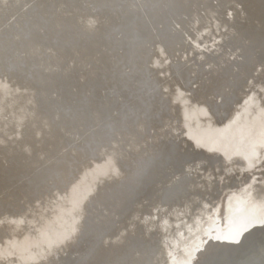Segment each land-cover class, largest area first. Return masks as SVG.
Listing matches in <instances>:
<instances>
[{"label":"bare ground","instance_id":"obj_1","mask_svg":"<svg viewBox=\"0 0 264 264\" xmlns=\"http://www.w3.org/2000/svg\"><path fill=\"white\" fill-rule=\"evenodd\" d=\"M185 1L7 0L11 6L16 5L20 8L17 10L19 20L25 15V10L28 7L31 8V4L33 11L29 13L31 14L29 17L34 15L38 17L37 20L31 17L32 22H28L29 29L28 26L24 25L26 28L24 29L31 30V33L26 32L23 48H29L31 39L34 40V36L41 33L32 32L37 21L44 23L45 32L48 30L53 36L57 35L56 41H58L59 46L77 43L79 45L80 41L88 39L90 41L88 42L89 52H93L94 57L103 54L106 59L110 60L108 55L111 59L113 57L109 49L115 43H119L124 50L126 49L125 57L127 55L133 64V62L140 60L141 54H146L144 50L146 39L157 44H165L175 39L174 37L168 38L166 35L163 36L164 38L162 35H153L152 30L155 32L154 27L159 24L171 27L177 17V25L184 26V32L187 36L191 33H197V43L199 40L200 43L206 41L211 47H214L215 55L206 58L205 64H194L196 66L194 68L178 64L174 69H171L172 72L169 71L176 74L175 94H183L196 84L194 81L192 84L189 83L190 75L193 74L194 70H197L198 75L192 76V79L197 78L208 83L207 86H202V89L195 92L194 111L200 109L197 112L206 117L211 113L205 112V108L210 110L209 106L212 105V110L218 117H214L212 123L208 122L206 129L197 135L189 133L185 127L187 139L184 140H189V143L192 142L195 146L198 145L197 147L200 149L196 148V150L198 153L203 150V155L206 154L204 158L202 160L193 159L187 167L188 170L180 171L170 180H166L165 183L161 182L162 178L158 177L156 182L160 187L157 192L154 194L156 186L153 190H149L153 195L148 196V192L147 194L144 193L146 196L144 195L142 200L138 201L137 199L130 207H126L128 202L124 199L130 197L133 191L139 193L140 189L128 187L127 190L125 186L120 187V183L114 185L110 193L101 198V202H115L119 198V203L114 207L115 210H112L111 205L93 207L91 209L94 210L92 220L95 222L89 224L87 219L83 236L77 238L78 234L73 235L75 240L69 243L67 250L61 249L67 255L61 264H150V261L151 264H264V242L257 244L250 231L252 224L257 219L254 212L261 214L264 210V43H262L263 40L253 35L256 32L261 33L264 38V0H187L188 3L181 6V11L178 13L177 10L174 11L171 4L178 6L177 4ZM135 2L137 3L135 9L129 7ZM151 6H155L162 13L151 16ZM146 9L147 11H145ZM198 10L200 13L196 15ZM173 13H177L178 16L173 18L175 15ZM18 19L16 22H19ZM134 24L137 27L136 30H134ZM112 29V36H106ZM160 36L161 38H159ZM247 37L253 39L249 44ZM205 44H201V47ZM171 45L172 42L165 47ZM53 47H48L46 52L52 50ZM206 47L207 45L200 49V55L207 53ZM142 62H145L143 64L150 63L149 59ZM207 65L209 66L207 67ZM31 70L34 72V69ZM6 77L7 75L3 74L0 77V83H6ZM182 81L185 87L181 88L179 83ZM158 84L160 83L158 82ZM228 87L233 92L226 96L224 90ZM198 88H201V84ZM188 92L190 93V91ZM48 93H54L53 100L44 104L41 103V100L37 101L41 95ZM82 93L84 94V91ZM224 94L226 98L223 96ZM158 95H162V93H158ZM220 100L223 102L217 108ZM31 101L33 104L36 102L38 108L42 105L41 109L47 106L45 109L48 111L46 113L42 111L32 113L34 110H26L24 113L15 112V114L22 117L26 116L27 113H32L28 117L31 118V123L38 124L42 129L45 126L46 131L50 133V138L47 141L54 137V148L59 151L62 150V152L66 147V141L63 140V135L66 134L65 130L71 131L77 128L78 131L85 132V125L82 126V124L85 123L93 129L94 121L95 123L99 122H96L95 109L89 102L71 95L64 85L58 86L54 91L46 88L42 94L34 95ZM63 101H70L71 105L66 107L67 110L59 104ZM198 103L200 105L196 106ZM184 112L185 110L181 109L180 114L182 113L185 119ZM129 117L126 118L125 124H130L134 120L132 125L119 126L117 127L119 130H114L113 133L107 134L104 133L105 131L101 133L102 141L100 143L106 142L104 143L106 145L108 144L106 137L112 139L119 135L117 141H113V144L110 142L111 148L102 146L101 152L109 151L112 157H120L124 153L121 150L125 146L124 142L122 143L123 135L121 133H126L127 127H131L132 130L133 125L138 120L132 113ZM97 118H100V114ZM89 119L91 123L88 122ZM199 120L200 118L192 121L193 125L198 124ZM111 124L115 126L113 120L110 126ZM15 125L14 123L10 127L14 128ZM96 128H101V125ZM23 129L24 125L20 130ZM73 133V138H80V134L77 136L75 132ZM146 133L144 139L147 143L144 144L150 145L149 149L152 150L149 156L154 154L153 151L157 152L161 145L170 141L171 138L176 137L181 140L180 132L176 129L169 134L157 132V137L153 141L146 137ZM125 137L133 143V137ZM10 138V141L14 139L16 143L19 142L18 144L23 142V139L26 140L22 133L17 136L16 132L14 135L10 134ZM159 139L165 142L162 143ZM171 147V144L165 146L163 150L165 152L159 157L160 165H166V162L171 161L172 157H174V162L175 160L178 163L181 161L179 156L181 150L178 152L173 150V154L167 156ZM205 150L208 152L205 153ZM207 154L209 155L207 156ZM70 155L74 158L77 157L75 153H70ZM82 156L87 160L85 166L79 172L78 181L65 188L66 191L55 192V185L49 184L40 192L41 195H38V198L33 199V194H30L28 203L26 202L27 205H31L28 208L29 212L25 213V206L23 205L26 203L23 201L21 204L23 207L20 211L14 215L7 214L3 217L4 219H0V260H10L12 261L11 264H37L40 257L39 247L47 248L46 253L49 254L50 247L56 243L54 238L58 237L61 240L66 235L76 232V227L80 221L78 214L81 213L83 197L91 192L93 186L95 187L96 183L100 182L101 177L107 176L106 171L109 170L107 163L91 160L94 154L92 156L82 154ZM58 157L55 158L54 155L49 156L46 153L44 157L42 156L43 161L39 164H45L48 167L54 166ZM148 157L147 154L145 157L143 156L144 159ZM70 162L62 161L64 166L61 165L63 166L61 169L65 168L66 170L62 187L69 185V182L72 181L70 179L71 172L67 171L68 168L72 169ZM9 166L11 168L10 163ZM56 166L59 167L57 164ZM254 166L259 170L256 179L248 173V170ZM112 170V175L121 173L119 172L121 170L119 164L116 165L115 163ZM26 172L8 175L7 171L5 172L3 168H0V190L4 189L5 186L8 187V184L10 185L7 181L19 185L20 177L24 178ZM245 175L249 185L247 192L234 195L231 192L235 188L242 191L243 186H239V183L245 181ZM23 180L25 181V178ZM49 181L48 179L44 185H47ZM126 181L127 179L123 182ZM37 183L39 184V182ZM78 184L82 187L78 188ZM58 185L60 186V184ZM103 191L104 188L100 192L103 194ZM226 191L229 195L224 217L212 218V215L218 212L221 196ZM11 192L16 194L12 189ZM140 194L143 195L142 189ZM97 195L95 197L98 198L96 200L98 203L100 196ZM236 198L239 199L238 203ZM61 201L62 203L58 204ZM109 208L112 213L109 212ZM88 210L85 214L90 216L91 211ZM120 211L125 213L127 218L121 228L117 229L113 217L120 215ZM33 214L34 217H32ZM26 215L32 217V219H28L27 223L25 221ZM224 222L237 225L239 235L235 243L229 245L226 250L220 251L216 247L217 242L218 244L222 242L221 231L225 229ZM220 223H223L224 226L219 225ZM26 224L31 230H27L26 234L23 235L24 231L22 232L20 227ZM70 227L75 229L71 231ZM19 232L22 233L19 234ZM106 232H109L111 236L105 237ZM215 232H219V235H216ZM125 236H127V240L128 237L133 240L138 236L141 237L138 241L145 246L140 257L130 259L121 256L118 249L126 243L124 241ZM148 244H152L153 250L148 251ZM30 245H33L32 251L29 250ZM60 247L58 248L60 249Z\"/></svg>","mask_w":264,"mask_h":264},{"label":"rangeland","instance_id":"obj_2","mask_svg":"<svg viewBox=\"0 0 264 264\" xmlns=\"http://www.w3.org/2000/svg\"><path fill=\"white\" fill-rule=\"evenodd\" d=\"M139 1L141 0H136V2ZM0 2L4 5L0 6V8H2L0 9V57H2V55H6L8 59L11 58L16 69L11 74H6V83H0V100H2V105L0 103V107L2 108L3 112H5L6 108L10 107L7 105L8 99L17 100V98L21 100L19 103L20 108L17 109L19 113H24L26 110L31 111L34 109L32 106L35 105V108L36 106H38L36 102L33 104V102L31 101V98L34 95L42 94L46 88H49L50 91H54L58 86L64 85L66 90L71 93V95L74 94V97H79L83 100L88 101L92 108H94L95 104V110L101 107L103 108L104 112H106L107 110L111 111V109L118 110L119 114L118 116L113 118V122H115L116 126L120 127H122V125H132L134 120L130 124H125V122L123 123V121H125L126 118L129 117V115L132 113L139 120V122L138 120H136L139 125H145L146 130L142 131L147 132L148 128L152 129L154 128L153 126L157 125V127H159V130H157V132L162 134H169L174 129L180 132V129L178 130V128L180 127V113L178 109H184L186 118L184 119V116L180 114V118L183 119L180 125L184 129L186 127V130H188L189 133L197 135L198 133H201L206 129L209 124L208 122H213V119L215 117L214 114L216 115V117H218V115L214 113L215 111L212 110V105L209 106L210 110L207 109V107L205 108V112L211 113L208 114L211 117L208 115L206 117L204 115H201L200 112H197L200 109H197V111L195 109L194 111L195 92H197L198 89H202V86L208 85V83L205 81H200L197 78L195 80L192 79V76L196 77L198 75L197 70H194L193 74L190 75L191 80L189 81L190 84H192L193 81L196 82V84L192 85V88L189 87L191 89L187 90V92H184L183 94H175L176 89L174 88V86L177 85L176 74L175 72H169L171 69H174L175 66H178V64H184L189 67L191 66L192 68L196 67L194 66V64H205L204 61L206 60V58H210L211 56L215 55L214 47H211L208 43H206V41H201L200 43L199 40L198 43L196 42L197 33H191L189 34V36H187L186 32H184V26L181 27L180 25H177L178 17L176 18V16L178 15L176 14L181 11V6L188 3L187 0L185 2L179 3L180 5L176 3L178 6H176L175 4H171L174 11L177 10V13H173L175 14L173 18L176 19L171 27L159 24L154 27L155 32L152 30L153 35H162V37L166 35L168 38L174 37L175 39L173 38L174 40L165 44H157L146 39L144 46L146 54H141L140 60L136 59L137 61H135V63L133 62V64H131L132 61L127 55L125 57L126 49L124 50L119 43H115V45H112V48L109 49V52L112 53L113 57V59H111V57L108 55L110 60L106 59L105 55L103 54H98L99 56L94 57V53L89 52L90 50L88 48V42L90 41L88 39H83L79 42V45L77 43L72 45L69 44L59 46L58 41H56L57 35L53 36V34L48 30L47 32H45V25H43L44 23L37 21L33 27L35 29L32 32L36 33L37 31L41 33L34 36V40L31 39L29 48H23L26 34L28 32L31 33V30H25L26 28L21 24H27L28 22L31 23L32 18L34 20L38 19L37 15L31 16L32 18L29 17V15H31L29 13H32L31 11H33L31 10L32 4L30 5L31 8L29 9L28 7L25 10V15L22 16L19 20V15L17 12L19 7H17L16 5L11 6L10 2L8 3L7 0H0ZM136 2L129 7L135 9V6L137 4ZM151 8V16H153L154 14L162 13L158 8L156 9L155 6H151ZM130 11L131 10L129 8V12ZM145 11H147V9ZM199 13L200 12L198 10L196 12V15H198ZM16 19H18L19 22H16ZM136 28L137 27L134 24V30H136ZM112 31L113 29L109 33H107L106 36H112ZM159 38H161V36ZM117 39L119 40V38ZM247 40L248 44L253 41V39H249L248 37ZM171 42V46L165 47ZM201 44L207 45V53L200 55V49L205 46L204 45L203 47H201ZM154 45L159 46L155 47ZM51 46H54L53 49H50L48 52H46L47 48ZM240 54L242 56V53ZM114 57H116V59H114ZM145 59H149L150 63L143 64L145 62L142 61H144ZM54 61H59L61 63V68L59 71H61L60 74H62V76L58 75L57 71L55 72L53 70L54 67H56L55 65H52ZM20 64H28V67H22ZM2 65L3 64H0V68ZM208 66L209 65H207V67ZM47 68H49L50 70H47ZM2 69V72H4V70H6V66H2ZM31 69H34V72ZM50 71H53L54 74L52 78L48 74L47 78V76L43 73H48ZM97 71L100 72L98 73ZM94 74H96L95 79ZM2 75L3 74H1L0 77ZM29 76L33 77L32 81L29 80ZM158 82L160 84H158ZM179 84L181 88L185 87L183 81ZM198 84H201V88H198ZM21 86L25 88H22ZM94 87L96 90L95 96H98L100 102H102L101 107L99 106V102V105L97 104V102H95ZM5 89L7 91H10L9 98L6 95L7 93ZM12 89H14L15 96H12ZM82 91H84V94L82 93ZM188 91H190V93ZM224 92L226 96H229L233 91H231V88L228 87V89L226 88ZM158 93H162V95H158ZM225 94L223 95L224 97ZM40 98L41 103L44 104L47 101L53 100L54 93L41 95ZM108 98H112V101H108ZM222 102L223 101L220 100L219 104L216 107L219 108ZM200 103H202V100H200ZM200 103H198L196 106L200 105ZM15 108L16 107H10L11 111H13L12 114L15 113ZM33 112H35V109L34 111H32V113ZM31 114L27 113L25 117H29ZM198 117L200 118V120L198 121L199 123L193 125L192 121L199 119ZM100 119H102L101 114ZM3 121L7 122L5 119H3ZM11 121L14 120H10V124L6 127L11 126L15 123ZM22 123H20L18 127H21ZM161 166L162 165H160V167ZM258 171V168L254 166V168H250L248 170V173L252 176V178L256 179V177L258 176ZM244 177L245 181L243 183H239V186H243L242 191H240L238 188H235V190L231 193L237 195L238 193L245 194L247 192L246 190L249 188L248 179L246 175ZM151 183H153V181ZM135 193L137 194L135 195V201L131 200V197L134 198L132 196V193L130 197H126L124 199L128 202L126 207H130L133 202H136L137 199H139L138 195H140V193L138 194L137 191ZM228 195L229 193L226 191L221 196V203H219L220 207H218V212H215V214L212 215V218H215L216 216L218 218L224 217ZM238 200L239 199L236 198L237 203L239 202ZM74 210L75 209H73V211ZM254 214L256 215L257 219L256 222L252 224V228L250 229V231L253 235L254 241H256L257 244H261L262 242H264V210L261 214H258L257 212H254ZM86 216H88L86 219L89 220V222L86 221V223H92L94 221L92 220L94 218V210L91 211L90 216ZM219 225H222V227L225 225V229H222L221 231L222 242L220 244H218L217 242L216 248L220 251H223L226 250L229 245L235 243L236 238L239 235V228L235 224L226 222H224V225L223 223H220ZM70 229L71 231H73L75 228L70 227ZM215 233L216 235H219V232ZM29 250H33V245L29 246ZM38 251L41 258L39 257V262L37 264H61V261L63 260L61 259L58 261V258H60V256L57 253H55V258L51 259V256L46 253L47 248L39 247ZM66 256L64 258H66ZM49 259H51V261ZM11 262L12 261L7 259L0 260V264H11Z\"/></svg>","mask_w":264,"mask_h":264},{"label":"water","instance_id":"obj_3","mask_svg":"<svg viewBox=\"0 0 264 264\" xmlns=\"http://www.w3.org/2000/svg\"><path fill=\"white\" fill-rule=\"evenodd\" d=\"M2 5H3V3L0 2V6H2ZM0 9H2V8H0ZM21 25L22 26L26 25V26H28V29L30 28L28 23L27 24L22 23ZM256 33H254L253 35L255 37H257L258 39L263 40L262 43H264V38L262 37V34L261 33L256 34ZM13 63L14 62L11 60V58L8 59V57L6 55H2V57H0V64H3L2 66L5 65L6 70H4V72H2L3 69L1 66L0 75L1 74L9 75L12 72H14L16 69H15V66ZM20 65L22 67H25V68L28 67V64H20ZM52 65L56 66V67H54L53 70L55 72L57 71L58 75L62 76V74H60L61 71H59L61 68V63L59 61H54L52 63ZM47 70H50V69L47 68ZM43 74L46 75L47 78H48V74H49V76L52 78L54 72L50 71L48 73H43ZM95 76H96V74H94V79L96 78ZM29 80L32 81L33 77L29 76ZM21 87L25 88L23 86H21ZM12 91H13L12 96H15L14 89H12ZM6 93H7L6 95L9 98L10 97L9 96L10 91L6 90ZM95 93H96V90L94 87L95 102H97L98 105L100 103L99 106L101 107L102 102H100L98 96H95L96 95ZM0 99H1V94H0ZM108 99H109L108 101H110V100L112 101V98H108ZM38 100H41V98L37 99V101ZM20 101L21 100L18 98H17V100H14V99L9 100L8 99L7 105L10 107H16L14 109V112H17L19 114L17 109L20 108V105H19ZM1 102H2V100H0V103ZM59 104L62 105V107L65 110H67L66 107H69L71 105L70 101L69 102L63 101V103L59 102ZM1 105H2V103H1ZM34 106H32V107L35 110L37 109L35 111L37 113H39V111L40 112L42 111L45 113L48 111V109L47 110L45 109V108H47V106L44 109L40 108V107H42V105L39 108L37 106L35 108ZM10 107L6 108L5 112H3L2 108L0 107V168H3V171H5V172L7 171L8 175L9 174H11V175L21 174L22 172H25V171H27V172H26V176L24 177L25 181L23 180L24 179L23 177H20L21 181L19 182V185L12 183L11 181H7L8 183H10V185L12 183V185L10 186L8 184V187L5 186L4 189L2 188V190H0V219H4L3 217L6 216L7 214L14 215L17 211H20L23 206H25V211H26L25 213L29 212L28 208L31 205H29V204L27 205V203H28V198H29L30 194H33V199L38 198V195H41L40 192L43 189H45L49 184L55 185V187H54L55 192L56 191H64V190L66 191L65 188H68L70 186V184L78 181V178L80 175L79 172H80L81 168H83V166H85L84 164L86 163L87 160L82 156V154L86 155V156H92L94 154V157H92L91 160H93L94 162H96V161L102 162L103 161V162L107 163V165H109V170L106 171L107 176L105 177V175H104L103 177H101L99 180L100 182L96 183V186L95 187L93 186V188L91 189V192L89 194H87L85 197H83V199L81 201V202H83L81 205V214L79 213V215H80L79 217H80L81 222L79 221V224L76 227V232L74 234H71L68 236L66 235V237L61 238V240H60V238L58 239V237H56L57 239L54 238V240H56L55 241L56 243H55V245L50 247L51 250L49 252V256H51L50 258L53 259V258H55L54 252L58 253L60 256V258H58V261L61 259H64V257L66 256V252L64 251V253H63L61 249L63 248V250H67V248L69 247V243L70 242L72 243L75 240L72 236L75 234H78L77 238H81V236H83L84 227L86 225V220H87L86 218L88 217V216H86L85 212L89 208L90 209L88 211H92L91 209H93V207H95L97 205L98 206L104 205L105 207L108 205L109 206L111 205L112 210H115L114 207L117 203H119V198H117L116 200H118V201H115V202H112V201H106V203L101 202V198L105 197V195H107V193H110L111 188L113 189L114 185L120 183V187L125 186V187H127V190L129 189L128 187H134V188L136 187L135 188L136 190L142 189L143 195H141V194L138 195L139 196L138 201H139V200H142V197L145 194H147V192L149 193L148 194V196H149L151 194V192H149V190H151V189L153 190L154 187H156V186L157 187L154 190V194L157 192L158 188L160 187V185H158L156 182L158 177L162 178L161 182L165 183L166 180H170L174 175H176L180 171L184 172V171L188 170L187 167H188V165H190V163L192 162L193 159L196 158L197 160L198 159L202 160L204 158V156L206 155V154L203 155V150L200 152L203 156L200 153H198V151L196 150V148L200 149V147H197L198 145L195 146L192 142L189 143V140L184 141L187 139V136L185 134V129L180 125L182 123V120H183L180 118V114H179L181 110L178 113L179 114V126H180L178 128V130L180 129L179 130L180 131L179 137H181V140L179 138L174 137V138H171L170 141H166V143L164 144L163 142H165V141H162L159 139V141H161L164 144V147L161 149V147L163 145L162 144L161 147L157 150V152L153 151L154 154L149 156L150 152H152V150L149 149V147H151V146L150 145L147 146L144 144L147 142H145V139H144L145 131H142V130H146V127H145V125L141 126V125H139V123L136 122L133 125L132 130L130 129L131 127H129V128L127 127L126 133H129V134L126 135V133H124V134L121 133V135H123L122 143L124 142V144H125V146H123V148H121V150L124 153L122 155H120V157H116V156L112 157L110 155L111 153L109 151L108 152H106V151L101 152V147L106 146V148H111L110 142H112V144H113V141H117V138H119L118 137L119 135L116 136L115 138L113 137L112 139H111V137L110 138L106 137L108 140L107 143L109 144V145L108 144L106 145V144H104L106 142L100 143V141H102L101 140L102 139L101 133L105 131L104 133L108 134L111 132L113 133L114 130H119V128H117L119 126H116L115 122H113V125H115V126H112V124L110 126V123L113 120V118L118 116V114H119L118 110H112L111 109V111L107 110L106 112H104L102 107L97 108L96 111L94 110V115H97V117H98V114H101L102 119L95 117L96 122L97 121H99V122L95 123V121H94V128L93 129L84 123V124H82V126L85 125V132L78 131L77 128L75 130H71V131L65 130L66 134L63 135V137H64L63 140H64V142L66 141L65 142L66 147L63 150L64 152H62V150L59 151V150L54 148V146H55L54 140H53L54 137H52L51 140L47 141V139L50 138L49 137L50 133H48L49 131H46L45 126L42 129V127L39 126L38 124L31 123V121L28 117H25V116L21 117V116L16 115L15 113L13 115L12 114L13 111H11ZM100 110H101V112H100ZM182 116H183V114H182ZM214 116L216 117V115H214ZM36 118L38 119V117H36ZM127 118H130V117H127ZM3 119H5L7 122H4ZM10 120H14V122L16 123V125H15L16 127H14L15 129L10 127V126L6 127L7 125L10 124ZM88 122L91 123V120L89 119ZM124 122L125 121H123V123ZM20 123H22L21 127H18V125ZM23 124H24V129L21 131L20 129L22 128ZM100 125H101V128H96L97 126H100ZM144 127H145V129H144ZM153 127L154 128L151 127L152 129L148 128V131L146 133V137H148L150 139V141H153L154 138L157 137L156 132H157V130H159V127H157V125H155ZM15 132H16L17 136H18V134L21 135V133H22V135L24 136V138L26 140L23 139L22 140L23 142H21L20 144H18L19 142L16 143V141L14 139L10 141V139H11L10 134L14 135ZM73 132H75L77 134V136H79V134H80V138H78V139L73 138L72 137V135L74 134ZM125 136L133 137V143L130 142L128 140L129 138L127 139ZM129 142H130V144H129ZM167 142H170V143H167ZM169 144H171L172 147L170 148V150H168L167 156H170V154L172 155L173 150L174 151L177 150V152L181 150V152H179V154H180L179 156L181 158V161L178 163V161L175 160V162H174V157H172L171 161L166 162V165H162L160 167L161 163H160L159 157H161L163 152H165V151H163L165 146H167ZM141 147H142V149H140ZM194 148H195V150H194ZM165 150L167 151V149H165ZM84 152H85V154H84ZM206 152H208V151L205 150V153ZM46 153H48L49 156L54 155L55 158L57 156H59L57 158V161H56L57 162L56 164L59 165V167H57L56 164L54 166H51V167H48L45 164L40 165L41 164L40 162L43 161L42 156L44 157L46 155ZM70 153H75L77 155V157L74 158L73 156L70 155ZM146 154H147V157L148 156L149 157L144 159L143 156L145 157ZM208 155L209 154H207V156ZM153 156H154V158H157V159L152 158ZM68 159H70V160H68ZM8 160H9V163L11 165V168H9L10 166H9ZM63 160H65L67 163H69V161H71L70 163L72 164V169H70V168L67 169V171L71 172L70 173L71 174L70 179L72 181L69 182V185L67 184L65 187L61 186L64 183L63 177H64V173L66 172L65 168L61 169L64 166V164L62 163ZM82 160H84V161H82ZM88 160H90V159H88ZM76 163H77V165H76ZM115 163H116V165L117 164L120 165L121 170H119V172H121V173L124 172V174L119 173L117 175L116 174L112 175V173H113L112 166H114ZM61 165H63V166H61ZM35 166H36V168H35ZM74 167H75V169H73ZM158 175H160V176H158ZM48 179L50 180L49 183L47 185H44ZM125 179H127V181L123 182ZM152 181H153V183L150 184ZM37 182H39V184ZM58 184H60V186ZM79 184H78V188H81L82 186L81 185L79 186ZM102 188H104V191H103L104 195L100 192V191H102ZM11 189L14 190L16 192V194H13L11 192ZM140 190H139V193H140ZM17 192H18V196H17ZM135 192L136 191L132 192V196L134 197V198L131 197L132 201L136 200L135 195H137V194ZM96 194H98L97 196H100L99 197L100 202L98 201V203L96 201V200H98V198L95 197ZM151 195H153V194H151ZM109 196H110V194H109ZM43 197H45V196H43ZM20 199H22V200H20ZM23 201H24V203H26V202L27 203L25 205L21 206ZM60 203H62V201L59 202L58 204H60ZM18 207H20V208H18ZM109 212L112 213L110 208H109ZM113 212H115V211H113ZM119 214L120 215H116V217H113L114 218L113 221H114L117 229L121 228V226L125 223L126 218H127L125 213H123L122 211H120ZM29 216L26 215V217H25L26 223L28 222V219H32V217H34V214H33V216L31 215L32 217H29ZM28 227L29 226H27V224L22 225V227H20L22 232L24 231L23 235L26 234L25 232H27V230H31ZM126 231L128 232V230H126ZM22 232H19V234ZM106 236L110 237L111 235L109 232H106L105 237ZM9 237H11V236H9ZM126 237L127 236H125V238H124L125 239L124 241H126V243L123 244V246L118 249L121 256H124L126 258H130V259H132L134 257H140V255L143 254L142 250H144V246H145L142 242L138 241V239L141 237L138 236V238H136L134 240L131 239V237H128V240H127ZM143 240H144V238H143ZM129 241H131V242H129ZM80 243H81V239H80ZM137 243L139 244V246ZM58 247H60V249ZM153 248L154 247H152V244H148V249H149L148 251H151V249L153 250ZM80 249H81V245H80ZM69 256H71V255L69 254ZM40 258H41V256H40ZM51 259H49V260L51 261ZM151 263L152 262L150 261V264Z\"/></svg>","mask_w":264,"mask_h":264}]
</instances>
